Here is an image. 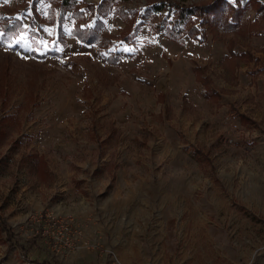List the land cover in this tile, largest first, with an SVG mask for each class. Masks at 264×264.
Segmentation results:
<instances>
[{"label": "rangeland", "instance_id": "rangeland-1", "mask_svg": "<svg viewBox=\"0 0 264 264\" xmlns=\"http://www.w3.org/2000/svg\"><path fill=\"white\" fill-rule=\"evenodd\" d=\"M0 264H264V0H0Z\"/></svg>", "mask_w": 264, "mask_h": 264}, {"label": "trees", "instance_id": "trees-1", "mask_svg": "<svg viewBox=\"0 0 264 264\" xmlns=\"http://www.w3.org/2000/svg\"><path fill=\"white\" fill-rule=\"evenodd\" d=\"M69 1L70 0H62V3H65V4H67V3H69ZM161 8V6L160 5H158V8L157 9H160ZM187 8V7H186ZM193 7L191 6V7H188V9H189V11H192L191 9H192ZM192 13V12H191Z\"/></svg>", "mask_w": 264, "mask_h": 264}]
</instances>
